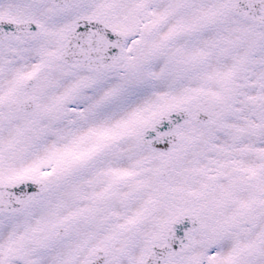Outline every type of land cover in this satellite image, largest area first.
<instances>
[{"label": "snow or ice", "instance_id": "snow-or-ice-1", "mask_svg": "<svg viewBox=\"0 0 264 264\" xmlns=\"http://www.w3.org/2000/svg\"><path fill=\"white\" fill-rule=\"evenodd\" d=\"M0 264H264V0H0Z\"/></svg>", "mask_w": 264, "mask_h": 264}]
</instances>
